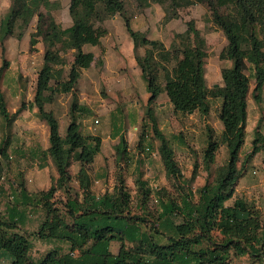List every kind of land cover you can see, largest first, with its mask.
<instances>
[{
	"label": "trees",
	"instance_id": "trees-1",
	"mask_svg": "<svg viewBox=\"0 0 264 264\" xmlns=\"http://www.w3.org/2000/svg\"><path fill=\"white\" fill-rule=\"evenodd\" d=\"M165 5L167 0H145ZM172 12L165 8L164 21L176 18L179 7L203 4L212 22L224 31L228 41L227 57L231 67H222V85L209 88L205 81L206 41L192 19L186 29L166 48L159 40L149 39L143 32L130 27L129 18L123 14L122 0H69L68 12L72 23L62 28L49 13L48 7L59 2L41 0H11L10 10L0 21V44L12 35L18 20L28 25L36 16L35 31L30 36L33 51L37 37L44 45L43 65L38 72L33 105L38 117L49 129V146L43 156H49L57 176L52 178L48 189L27 192L25 181L16 183L13 196L21 197L23 204L39 209L42 221L36 231L22 230L18 224L20 204L14 200L0 215V264H232V258L247 256L264 261V222L259 211L242 197H234L235 185L241 176L238 167L244 144L247 118L249 77L245 73L250 65L255 102L261 101L264 87V0H168ZM47 8L42 12L40 7ZM106 15L119 13L133 43V50L145 47L144 54H135V61L147 84L149 98L138 134L135 150L145 151L147 136L157 139L158 154L166 178L177 193H170L165 186L158 189L147 180L136 179L139 207L153 198L157 209L137 214L132 209V197L119 171L111 191L94 196L90 191L89 171L94 157L100 151L101 137L83 134L80 118L88 108L72 101L68 111V124L64 135L59 133L58 120L45 104L52 98L45 93L73 92L80 70L93 61L90 52H83L84 44H97L106 30L95 22ZM18 36H21L19 32ZM61 47L57 48L56 45ZM74 49L67 78L52 87L50 81L56 70L60 52ZM5 63L0 66V74ZM162 71L163 82L159 81ZM166 93L174 111L186 113L199 111L207 114L209 100L220 98L218 118L222 131L215 134L207 130L206 144L202 149V163L210 170L216 151L221 145L227 149L226 162L214 170L212 183L191 189L183 178L174 150L168 138L158 127L153 104L161 93ZM3 94L0 92V114L8 120L9 114ZM252 149L247 157L260 150L258 141L264 142L259 126L255 128ZM115 163L131 159L127 141L121 138L114 146ZM5 156L0 146L1 158ZM78 163L74 175L70 168ZM125 166V167H126ZM78 182V189L70 192V183ZM65 198H59V193ZM234 197V198H233ZM232 202L227 203L232 199ZM136 204L135 206H137ZM25 213V211H24ZM33 240L51 243L42 256L31 254ZM119 242L116 253L110 243Z\"/></svg>",
	"mask_w": 264,
	"mask_h": 264
},
{
	"label": "crops",
	"instance_id": "crops-1",
	"mask_svg": "<svg viewBox=\"0 0 264 264\" xmlns=\"http://www.w3.org/2000/svg\"><path fill=\"white\" fill-rule=\"evenodd\" d=\"M68 5L69 0H61L63 9H67ZM10 6L11 0H0V21L7 14ZM116 18L113 17L103 22L102 27L106 30V33L100 37L99 43L93 45L84 44L82 46L83 52L92 53L93 61L88 68L80 70L76 82L77 102L89 109L94 110L96 108L95 111L101 113L100 120L97 119L98 123L89 126V128L95 126L96 132L94 134L101 137L100 151L94 157L89 171L90 191L96 197L102 195L105 191H111L115 184V181H112L109 177L114 170V146L119 143L121 138H124L128 144L131 159L128 161L129 166H126V169L128 170L129 168L131 170L130 172H136L143 159H148L149 162L150 158L152 159L153 157L158 159L160 164H162L158 154L159 142L157 139H152L150 136H147L144 142L145 151L135 150L139 134L138 128L143 120L145 108H147L149 92L147 91V84L143 78L142 71L135 61L133 43L129 33L127 30L125 33L123 29L120 30L115 27V23H117ZM129 22L132 29L144 32L149 39H159L165 47H168V43L172 41L171 39L175 38L174 35L171 36V39L166 43L165 39L155 37L154 33L152 34V31L147 29L149 26L147 20H139L137 18L136 20L131 19ZM71 24L73 23L67 18L63 27H69ZM32 27L33 25L22 34L20 40H16L13 37L7 40L10 47L7 58L11 60V63L3 73L0 82V92L3 94L6 110H8L9 117L14 115V117L7 120L0 114V146H6L5 155L7 154L11 161V169L16 171L23 169L26 171L25 178L27 181L25 182V187L27 192L30 193L48 189L52 178L57 176L50 157L48 155L43 156V152L49 146V129L45 121L38 117L37 109L32 103L34 88H27L21 82L22 75L27 73L24 62L26 53L28 52L27 48L30 44L29 40L30 32L33 30ZM197 29L206 40V34L199 27ZM213 31L220 34L219 29H213ZM16 42L22 44V49L18 52L14 49ZM34 48L35 50H33V54L30 57L32 56L31 58H34L35 55L43 57L44 45L40 38L34 45ZM141 50L140 48L137 50L140 55L142 54ZM19 53L20 55H18ZM98 61L100 62L99 64ZM31 63H35L34 59H31ZM228 64L225 67H230L231 62ZM206 72L207 70L205 68V81L207 84L209 77ZM217 74L219 77V69L217 70ZM71 99L72 95L69 93L65 96L64 100L62 97H58L52 102L45 104V109L51 110L57 118L59 133L61 135H64L68 124L69 118L67 112ZM155 103L154 107L158 127L166 138L169 139L173 148L183 142L180 132L177 130L171 132L170 130L171 125L178 126L180 123L177 117L184 118L185 120L183 122L186 128L184 132L186 134H192L198 140L203 141L204 144L207 137L206 131L204 135L200 136L199 131L195 130L196 128L206 126L213 129L217 135L222 131V125L217 115L220 106V100L218 98L209 100L210 109L207 114H201L197 110H192V112H186L184 114L178 111L175 112L164 92L158 95ZM247 105L246 124L249 121V111L254 108V106H250L248 100ZM20 107H22L21 111L17 112ZM165 114H168V116H165ZM261 116H264V88L261 93V101L257 103V120ZM82 121L85 123L86 119H82ZM261 130L264 134V121L262 122ZM219 149L226 151L225 145H221ZM78 167L77 164L71 170L74 175L77 173ZM147 170H150L149 166H147ZM161 174V179H165L166 175L163 164L161 165ZM147 181L150 186L153 185L152 180L147 179ZM13 185L16 186V183L13 182ZM153 186L158 189L162 185L154 184ZM70 187L74 190L78 189L76 179L73 178ZM3 193V186L0 185V215H3L7 207L13 204L10 201L4 204L2 199ZM13 197L14 200L16 199L15 201L18 200L20 203L17 206L20 211V218H18L20 228L28 232L36 231L43 219L39 209L24 205L22 198L19 196ZM33 216L37 217L36 228L29 230L28 222ZM37 243L44 244V253L51 246V243L33 240V247L36 248ZM44 253H41L37 257L42 256Z\"/></svg>",
	"mask_w": 264,
	"mask_h": 264
},
{
	"label": "rangeland",
	"instance_id": "rangeland-1",
	"mask_svg": "<svg viewBox=\"0 0 264 264\" xmlns=\"http://www.w3.org/2000/svg\"><path fill=\"white\" fill-rule=\"evenodd\" d=\"M29 1L41 2V0H29ZM50 1L59 2L58 6L51 5L48 7L49 13L54 17L56 22L60 24L62 28H64L63 25L65 24V20H67V18H69L72 23L71 17L68 12V8L63 9V7L61 6V0H50ZM122 2L124 6L123 14L126 17H128L129 20L131 19L136 20L137 18H139V20H147L149 23L147 29L151 30L152 34L154 33L155 37L165 39L166 43H168V40L171 39V36L174 35L176 38L180 33H182L186 29V22L192 19V21H194L195 23L196 28L199 27L200 30L203 31V33L206 34L207 36L206 38L207 41L205 40L206 52H207V56L205 58V68L207 70L206 73H208V77H209L207 81V86L209 88H212L215 86V84H217V86L223 84L221 76L219 75L218 77L217 70L219 69L220 71L222 67L229 65L228 64L229 62H231L232 65V61L227 57L228 41L226 39V35L224 31L219 29L212 22L213 20H211L210 13L205 5L198 3L187 7H179L176 9L177 11L176 13L178 15L176 18H172L168 21H164L165 8H168V12H172L170 5H168L169 3L168 0L165 3V5H159L158 3L153 1H149L148 5H145L144 4L145 0H122ZM40 9L42 12L47 11L46 10L47 8H45L42 5ZM100 15L103 14L100 13ZM113 17H117L116 18L117 23H115L116 24L115 27L120 30L123 29V31L126 33V29L124 26L125 22L123 21V18L119 13H116L112 16L106 15L104 17V20L100 21V23L96 21L95 25L102 27V25L104 24L103 22H105V20H109ZM36 19H37L36 16H34L28 25H22L21 21L18 20L13 28L12 35H7L2 40V43L0 44V66L3 63H5V67L2 73L0 74V82L3 73L8 69L11 63V60L7 58V54L9 53V49H10L7 40L10 37L15 38L16 40H20L22 34L25 33L27 30H29L30 26L33 25L32 27L33 30L30 32V36H31V33L35 31ZM213 29L215 30L219 29L220 34H218L216 31H213ZM19 32L21 33L20 37L18 36ZM259 36L261 38H264V31H260ZM39 38L42 41L40 36L37 37V40ZM175 38L171 39L172 41L168 43L169 45L166 48L170 47V45L174 42ZM155 40H159V39H155ZM56 47L60 48L61 45L57 44ZM14 49H16L17 52L20 51V49H22V44L16 42ZM27 49L28 52L26 53V58L24 62L27 73L25 75H22L21 82L23 86H27V88L33 87L35 90V84L37 82L36 78L39 70L43 65L44 60L43 57L37 55H35L34 58H31L32 56L30 57V55L33 54V51L30 50V44L28 45ZM44 50H45V45H44ZM137 50L134 51L135 54H139ZM140 50L142 54H144L145 47H141ZM74 53H76L74 49H66L60 52L61 58L58 61V64L53 65V68L54 70H56V73L54 78L50 81L52 87L57 83V81H62L67 78L68 70L72 63ZM18 55H20V53ZM31 59H34L35 61L34 64L31 63ZM99 63L100 62L98 61V64ZM245 73L249 77V82H250V89L247 96V100L250 102V106H254V108L250 109L249 118H248L249 121L246 124L244 144L241 148V153L238 161L239 162L238 167L241 170V176L235 185L234 197H242L246 202H248L250 205L256 208L261 215L262 221L264 222V142L258 141L257 146L260 148V150L251 157H247L250 150L252 149V140L255 137L254 134L255 128L259 126V129L260 130L262 129V122L264 121V116L259 117V119L257 120V102L254 101L252 96V89L254 87V77H253L252 69L248 63ZM159 81L163 82L162 71L159 72ZM69 93L72 95V99L69 103V107H70L72 101L77 102L76 84L73 92H66V93L53 92L50 95V91H47L45 95L47 97L49 96L50 98H52L50 100V102H52L54 99L58 97H62L64 100L65 96ZM218 99L220 100V98ZM21 108L22 107L18 108L17 112L21 111ZM153 109L155 112V107ZM95 110L96 108H94V110L88 108V111L83 112L80 118L81 132L85 135L94 134L96 132L95 126L89 128L90 125H95L94 124L95 119L100 120L101 113ZM165 116H168V114H165ZM12 117H14V115H12ZM12 117L9 118L11 119ZM177 118L179 119L178 121H180V123L178 124V126L171 125L170 130L171 132L174 130L180 132L183 138V142L181 144H178V146H175V148H173L172 146V148L174 150L175 159L178 162L179 168L183 174V178L189 183L191 189L195 190V188L203 185L206 181H208L209 183L213 182L214 170L217 167H219L222 163L226 162L227 149L225 147L226 151H223V149L218 148L215 154L214 161L211 164L210 170L206 171L202 163V149L205 147L206 142L204 144L203 141L198 140L192 134H188V133L186 134L184 132L186 130L183 123L185 121L184 118H180V117ZM82 119H86V122L83 123ZM142 121L139 124L138 132L140 131ZM220 124L222 125L221 121ZM195 130L199 131L198 133L201 136L204 135L205 133L207 134L208 127L201 126L199 128H196ZM5 150H6V146L4 145V152ZM125 161L126 160H121L119 164H116L114 159V170L113 172H111V176L109 178H111L112 181H115L117 173L121 171L125 183L128 186V190L131 193L132 209L134 212H137V214L144 213L146 211H150L151 213H154L157 209L156 201L153 198L146 200L145 207L143 206L139 207L140 205H139V200H137V192H136L137 177L141 178V180L150 179L152 180L153 185L154 184H160L162 186L164 185L168 192L172 194L177 193L175 192V190H173L171 186V182H170L171 180L167 179L166 177L165 179H161L162 164H160L158 159L152 157V159L150 158L149 162L148 159H143L141 164L139 165V169L136 172H130L131 170L129 168L127 170L125 167L126 166ZM1 162H2V170L0 171V185L3 186L4 193L2 195V199L5 204L7 201H12L13 199V191L15 188L13 182L15 183H18L20 181L26 182L27 179L25 178L26 171H24L23 169L17 171L11 169L12 168L10 167L11 161L7 154L1 158ZM77 164L78 163L73 162L70 170H73V168H75ZM147 166L150 167V170H147ZM108 175H110V173H108ZM153 185L152 187L154 188ZM73 191L74 189L71 188L70 192L72 194ZM57 196L59 198H63V199L65 198L63 192L59 193ZM233 198L228 200L227 203L229 204L230 202H232ZM136 204L138 205L135 206ZM30 219L31 220L28 222L29 223L28 228H30L29 230H33L34 228H36L37 217L33 216ZM44 248H45L44 244L37 243L36 248L35 247L32 248L31 254L34 257H37L41 255V253H44L43 251ZM118 248H119V242L112 241L110 243L109 250L111 252L116 253L118 251ZM232 264H264V261L258 258H251L247 256H242V257L234 256L232 258Z\"/></svg>",
	"mask_w": 264,
	"mask_h": 264
},
{
	"label": "built area",
	"instance_id": "built-area-1",
	"mask_svg": "<svg viewBox=\"0 0 264 264\" xmlns=\"http://www.w3.org/2000/svg\"><path fill=\"white\" fill-rule=\"evenodd\" d=\"M97 123H98V120H97V119H95V120H94V124H97Z\"/></svg>",
	"mask_w": 264,
	"mask_h": 264
},
{
	"label": "water",
	"instance_id": "water-1",
	"mask_svg": "<svg viewBox=\"0 0 264 264\" xmlns=\"http://www.w3.org/2000/svg\"><path fill=\"white\" fill-rule=\"evenodd\" d=\"M215 86H217V84H215ZM189 112H192V111H189Z\"/></svg>",
	"mask_w": 264,
	"mask_h": 264
}]
</instances>
